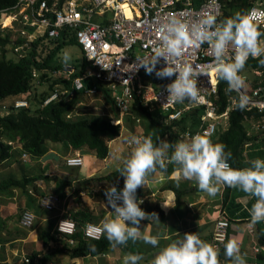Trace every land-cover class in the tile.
<instances>
[{
  "label": "built area",
  "instance_id": "1",
  "mask_svg": "<svg viewBox=\"0 0 264 264\" xmlns=\"http://www.w3.org/2000/svg\"><path fill=\"white\" fill-rule=\"evenodd\" d=\"M223 11L224 0H19L11 9L0 11V34L4 37L7 33H12L13 37L21 38L12 46H15V55L21 59L28 55V49L33 42L56 41L60 38L62 31L69 27L75 30L74 37L82 49V58L84 57L88 66L82 76H77L72 81L73 90L83 92L85 97L91 98L99 94L98 86L88 88L85 81L89 79L105 85L113 93L112 97L116 101L120 115V119L112 120V124H120L123 129V117L130 114L132 105L138 98L149 111L159 109L163 114L162 119H166L167 123H163L165 125L180 120L183 115L195 108H202L204 112L200 116L198 126L182 132L178 141L188 139L197 133L211 138L222 128L228 127L229 113L235 107L230 99L233 96H230L231 104L227 110L220 115L217 113L218 107L215 100L219 95L220 79L216 74L198 78L197 87L200 94L198 102L187 104L184 101L163 107L167 103V85L175 77L161 79L155 75V72L149 75L145 68L137 67V58L151 57L152 49L160 43L156 29L161 23L176 18L188 23L191 27L207 15H214L217 23H220ZM246 15L251 17L250 23L255 31L260 33L258 42L264 47V7L256 2ZM9 18L10 23L7 21ZM227 56L229 59H234L235 51L231 45H229ZM262 56L255 58L249 56L246 62ZM213 60L208 43L198 48L192 46L186 49L182 57V62L191 63L194 67L196 65L210 66ZM164 66H166L165 62L161 60L157 70ZM47 72L46 69L34 71L33 76L41 77ZM77 73L78 70L71 66L56 70L52 75L71 80ZM240 75L245 78V85L248 84L240 90L249 98L245 109L261 116L255 124L260 131L264 132V68L253 69L251 74L241 72ZM125 80L127 81L124 82ZM234 92L238 97L240 93ZM63 93L66 94V92ZM60 94L59 91L54 92L44 105L59 100ZM29 107L30 103L25 99L14 103L16 110ZM77 116L81 114L76 112L68 115V118ZM127 145L134 147L130 143ZM24 156L27 157L26 154ZM66 163L69 167H81L84 159L77 154L68 158ZM58 203L59 199L56 195H47L40 200L41 207L47 211L55 210ZM137 203L141 204L138 200ZM34 222L33 213L29 211L22 213L21 227L31 228ZM62 223L64 225L61 231ZM262 223L264 224V221ZM88 225L100 226L88 223L83 229L85 238L101 239L103 233L89 232ZM230 228L231 224L226 219L219 218L216 221L212 237V246L216 251H219L229 239ZM249 229V232L254 234L253 226ZM57 231L61 235H74L77 225L72 219H61L58 222ZM70 243L76 242L71 239ZM239 245L241 250V243ZM254 250L257 253L260 252L259 247Z\"/></svg>",
  "mask_w": 264,
  "mask_h": 264
},
{
  "label": "clouds",
  "instance_id": "2",
  "mask_svg": "<svg viewBox=\"0 0 264 264\" xmlns=\"http://www.w3.org/2000/svg\"><path fill=\"white\" fill-rule=\"evenodd\" d=\"M250 20V16L236 13L234 17L220 23H217L214 15H207L191 27L176 18L161 23L156 29L159 45L152 49L150 58H137V67L145 68L149 75L155 72L161 79L175 77L167 85V103L163 107L186 100L198 102V78L214 73L227 82L226 94L232 91L240 93L238 98L230 99L238 109H245L249 98L240 92L245 87V78L240 73L249 56L255 58L264 55V47L258 42L260 33L255 31ZM204 43H208L214 57L212 65L194 67L191 63L182 62L186 49L192 46L198 48ZM229 45L235 51L234 59L227 56ZM61 59L65 65L69 63L71 56L67 50L62 51ZM161 60L166 66L157 70ZM260 63L264 65V60ZM128 143L134 147L130 146L131 154L123 161L124 166L120 170L125 178L124 187L122 190L109 187L105 192L107 206H110L113 215L105 217L100 226H87L89 232L106 234L112 248L126 245L129 240L135 242L141 239L153 247L158 246V238L142 234L139 227L141 221L153 218L158 221V217L155 213L149 215L141 209L136 192L158 168L166 170L167 163L177 165L175 175L194 181L199 190L211 197H215L222 186L254 196L256 202L249 209L248 227L264 221V160L255 159L251 161L250 167L234 169L228 162L232 157L231 152L226 153L223 144H213L206 135L199 133L175 144L161 140L156 145L151 136L131 137ZM169 149L173 151L166 163ZM164 206L168 207L166 204ZM64 223L60 226L61 231ZM224 247L231 264H246L237 238L229 239ZM143 259L142 255L129 253L124 257L123 264H139ZM150 264H219V261L217 251L211 244L201 240L197 233H186L182 239L161 248Z\"/></svg>",
  "mask_w": 264,
  "mask_h": 264
},
{
  "label": "trees",
  "instance_id": "3",
  "mask_svg": "<svg viewBox=\"0 0 264 264\" xmlns=\"http://www.w3.org/2000/svg\"><path fill=\"white\" fill-rule=\"evenodd\" d=\"M18 1L19 0H0V11L11 9ZM256 1L257 0H224L222 21L226 18L235 16L234 13L227 12V8L233 9L234 12L238 9V13L246 15ZM74 31L75 30L68 27L62 31L60 38L56 41L50 40V43H41L40 40H37L33 42L28 49V55L21 59L14 53L15 46L12 47V57H7V46H13L14 42L20 41L21 38L15 34L16 37H13L12 33H7L4 37L0 34V104H2L0 105V165L7 162L12 156L14 147L10 145V143L14 142H19L21 144V154H26L32 159L42 158L51 148H56L58 152L62 148V151L67 154L70 150L80 153H84V150H87L96 158L105 160L109 157L111 152L110 143L121 136L123 132L122 125L112 124V118H119L116 101L111 95L112 92L102 83L89 79L85 81L88 88L96 85L98 86L99 94L103 93L107 104L114 112V117L97 115L90 117L79 116L77 119H75L76 117L68 118V115L77 112L78 103L81 102L84 96L83 92L74 91L72 87V81L77 76H82L88 68L84 61V57L78 60L74 65L78 73L73 75L71 80L65 78H61L62 80L60 81L56 80L50 84L47 91L40 94L38 99L39 103L35 111L31 107L19 110L14 108L15 101L33 90L36 81L41 80L42 82H46L53 73L51 71L62 69L57 64H54L55 58L57 57L56 55L60 49L67 48L68 46H76L80 49L82 56V49L74 37ZM51 44L55 46L54 50L48 53L45 58H41V54L39 53L40 46L45 48L46 45ZM261 60H264V55L259 59H250L246 62L244 69H249L250 71L251 69L260 68L262 66L260 63ZM43 68L48 69L49 73H44L41 77L33 76L34 71H42ZM251 73L252 72H249L248 74ZM54 85H62L65 89L64 92H66V96H62L63 92L55 89ZM227 87V82L220 79L219 95L217 100H215V104L218 107L217 113L219 115L224 113L230 106L229 97H237L234 91L230 94H226L225 89ZM56 91H59L62 97L58 101L51 102L45 106L44 102ZM9 97H13L16 100L11 103H6L7 105L3 104ZM186 103L192 104L187 100ZM2 111H6V115H2ZM203 112L204 110L202 108H195L191 112L183 115L180 120L165 125L161 123L155 111L154 113L149 111L142 104L140 99L136 98L130 114L123 117V123L125 130H131L136 137L151 136L153 143L156 145H158L161 140H168V142L175 144L182 132L188 129L192 130L198 126L200 116ZM260 119L261 116L257 113L247 111L246 109L240 110L235 106L229 113L227 129L225 131H219L215 136L209 138L213 144H223L226 153L231 152L232 157L228 162L232 168L244 169L246 167L244 152L246 147L255 140L249 136L248 128H250L252 122H257ZM141 120H143L145 127L147 125L149 126L145 128L146 135L142 134L143 132L136 126V122H141ZM123 166L122 163L118 170L108 174L105 179H107L110 184H114L115 178L120 174V170ZM174 168L172 164V166L167 165L166 170H161L159 168L157 170L170 174ZM94 178L84 181L83 185L87 186L92 182H100L103 179ZM39 179L40 177L23 176L22 180L13 177L7 180H0V201L8 197L14 190L26 191L28 185L33 184ZM115 187L118 188V190H122L124 184L120 187ZM171 188L175 190L179 198L181 191L175 187ZM226 188L224 196L227 198L231 187L226 186ZM226 198H224V201H226ZM103 199L108 202L106 196H104ZM140 207L143 211L148 212L156 210L151 207L144 208L142 205H140ZM73 219L77 225V232L74 235L60 237L61 234L57 231V228H54L53 224L38 231L39 239L43 241L45 249L50 251V255H46L44 257L45 259H48L49 256L56 253L63 252L68 253L72 259L85 258L88 256L95 257L108 252L112 248L106 234H103L99 240L85 238L83 233L85 225L87 223H94L88 208L75 213ZM258 225L257 240L259 245L264 248V224L258 223ZM5 228L6 221L2 219L0 214V243L6 242V239L2 236ZM71 239L76 242L74 246L70 245ZM135 242L129 240L126 245H119L117 247H122L126 251H131ZM51 244H54V246H51ZM225 244L220 248L221 256L225 253ZM136 254L140 255L141 253L137 252ZM37 256L38 253H35L32 259L37 258ZM259 256L263 258L264 254L261 253Z\"/></svg>",
  "mask_w": 264,
  "mask_h": 264
},
{
  "label": "crops",
  "instance_id": "4",
  "mask_svg": "<svg viewBox=\"0 0 264 264\" xmlns=\"http://www.w3.org/2000/svg\"><path fill=\"white\" fill-rule=\"evenodd\" d=\"M260 68H264V65ZM242 72H245V69L242 70ZM249 72H253V70L251 69ZM53 77L58 78V76ZM103 98L104 97H102L100 101L107 107V102L105 98ZM20 99H25V96L23 95ZM82 99L89 98L83 96ZM79 110L81 112L83 109ZM93 115L94 114L90 113H81V117H90ZM108 116H114L112 111H110ZM112 119L118 120L120 119V115L119 118ZM226 128L227 127L222 128L221 131L226 130ZM122 130H125L124 123ZM248 134L255 140L246 147L244 152L245 168L250 167L251 161L255 159L264 160V132L257 128L255 122H252L250 128H248ZM19 151L18 153L21 154V147H19ZM120 151L121 150L117 148L114 149V152L120 153ZM172 151L173 149H169L166 163ZM13 153L15 155L11 160L16 161V155L18 154L16 148ZM58 153L56 148H51L42 158L33 160H29L32 159L29 158L28 161H23L26 163L23 170H29V172L26 171L24 174L27 175V177H40V179L28 185L26 191L14 190L8 197L2 200L0 214L2 219L6 221V228L2 236L6 239V242L0 243V264H86L85 261L87 259L96 260L97 263L95 264H123L126 255L129 253L136 254L137 252H140V255L144 257L139 264H150V261L161 248L173 241L182 239L183 235L186 233H197L201 240L212 245L215 223L219 218L226 219L230 222L229 239L234 237L237 238L238 243H241V251L244 250L247 242L250 244V247L245 249L244 251L246 252L242 254L244 255L246 264H250L249 262L258 258L261 253L264 254V248L259 245L257 240L258 223L253 226L254 234L249 232L250 227H248L250 223L249 209L256 202L254 196L239 189L230 188L228 197L226 198L224 194L227 188L226 186H222L221 191L215 197H211L207 193L199 190L198 185L194 181H189L183 179L181 176L175 175L174 173L177 165L173 164L175 168L170 174L157 170L156 173L150 174L147 177V183L138 188L136 192V199L141 202L140 205L144 206V208L151 207L152 209H156L151 212H145L147 214L150 213L149 215L155 213L158 217V221L154 218L143 220L139 227L142 234H148L158 238L159 243L157 247L146 244L141 239L134 243V247L131 251H126L122 247H116L95 257L88 256L85 258L72 259L68 253L63 252L56 253L49 256L48 259H45L44 257L46 255H50V251L45 249L43 241L39 239L37 229L48 227L52 224L56 229L61 219L69 218L74 221L73 215L78 211L85 210V208L89 209L91 218L94 220L93 224L101 225L105 217H111L113 215L111 212L112 209L110 206H107L108 202L103 199L106 195L103 194V191L101 192L103 188L108 189L106 182L109 181L105 179V177L118 170L123 163V161H119V159L111 161L118 163L117 166L111 170V165L106 163L108 158L101 160L104 163L103 168H101L103 173L98 174L96 171L100 169H82L85 163L82 167L67 166L66 160L68 158L74 157L77 154L83 156L84 153L70 150L61 162H57L47 156L48 154ZM92 156L95 157L93 154ZM5 163H3L2 166ZM167 165L172 166V163H167ZM0 169L2 168L0 167ZM3 173V171L0 173V180L3 179L1 177ZM52 174L54 175L52 176ZM92 178L103 179L100 182H92L87 186L83 185L84 181H88ZM124 179L125 178L119 174L115 179V183L110 184L111 187H120L124 184ZM171 187H175L181 191L179 198L175 190ZM48 191H52L53 195H56L59 199V203L53 211H47L40 205V200L49 195L47 194ZM224 198H226V201H224ZM164 204L168 207H165ZM19 209L21 210L19 211ZM25 211L34 214L37 227L36 230L26 235L13 230L14 224H20L22 212ZM260 224L262 223L260 222ZM11 228H13V231L10 230ZM60 237H65V235H61ZM75 244L76 243H70L71 246ZM51 246H54V244H51ZM257 247L260 248L259 253L254 250ZM35 253H38V256L32 259ZM217 254L219 264H231V262H227L228 258L225 253L222 256L220 255V249L217 251ZM262 259H264V257ZM252 264L257 263L254 262Z\"/></svg>",
  "mask_w": 264,
  "mask_h": 264
},
{
  "label": "rangeland",
  "instance_id": "5",
  "mask_svg": "<svg viewBox=\"0 0 264 264\" xmlns=\"http://www.w3.org/2000/svg\"><path fill=\"white\" fill-rule=\"evenodd\" d=\"M257 3L258 4H262V6L264 7V0H257ZM227 12H231V13H238V9L234 10L233 9H229L227 8L226 10ZM10 23V22H9ZM41 48H39V53L41 54V58H45L47 56L48 53H50L52 50H54V45H46V47L44 48L43 46H40ZM44 48V49H43ZM63 50H67L71 56V60L69 61V63L67 65H65L63 62H62V59H61V54H62V51ZM13 55V51H12V45H8L7 46V57L10 58L12 57ZM57 57L55 58V63L54 64H57L58 66H60L62 69L66 68V67H71V66H74L78 60H80L82 58L81 56V51L78 47L76 46H68L67 48H62L60 49V51L58 52V54L56 55ZM48 70V69H46ZM49 72V70H48ZM53 72V71H51ZM245 73H249V69H245ZM56 80H62L61 78H55L52 76L49 77V80H47L46 82H42L41 80H38L35 82V85L33 86V90H31L28 94H25V100L29 101L30 103V107L35 111V108L36 106L38 105L39 101V96L40 94H42L44 91H47L50 84L53 83L54 81ZM248 84L245 85V87L247 86ZM54 88L59 90V91H62L64 92L65 89L63 88L62 85H54ZM69 93V92H67ZM111 95H113V93H111ZM62 96H66L65 93L62 94ZM61 96V97H62ZM60 97V98H61ZM104 97L103 93H100L98 95H95L89 99H82L80 103H78V106H77V112H79V114L81 113H85V114H94L93 116H97V115H101V116H108V114H110V111L113 112L112 108H110V106L107 104V107L106 105L102 104L103 102L100 101V99ZM104 99V98H103ZM15 100V98L13 97H9L7 98V100L5 101V103H11ZM58 101V100H57ZM82 104V105H81ZM9 107V106H8ZM30 108V109H31ZM79 109H83L81 112L79 111ZM4 110V109H3ZM8 111V110H7ZM154 113V111H153ZM156 115L159 117L161 123H167L166 122V119H162L163 117V114L161 113V111L159 109H157L155 111ZM2 115H6V111H2L1 112ZM114 117V116H113ZM79 118V116H77L75 119ZM136 126L141 130V132H143L142 134H145V128L149 127L148 125L145 127L144 123H143V120H141V122H136ZM128 130V131H127ZM127 130H124L121 134V136L114 140L113 142L110 143V149H111V152H110V155L108 157V161L106 163H109L111 165V170H113L116 166H117V162H111V161H115L116 159H119V161H124L125 158H128L131 154V150L132 148L131 147H126V143L127 141L129 140V137H135V135L133 134L134 132H132L131 130L127 129ZM127 131V132H126ZM129 136V137H128ZM146 137V136H145ZM168 141V140H167ZM9 144V143H8ZM10 145H12L14 147V149L16 148L17 149V153L20 152L19 151V147H21V144L19 142H14V143H10ZM62 147V146H60ZM117 148L118 150H121L120 153H117V152H114V149ZM15 154L13 153L12 156L10 157L9 160H11V158L14 156ZM25 154H17L16 155V161L15 160H11L7 163H5L3 166L0 165V167L2 169H0V173L3 171V176H1L3 179L7 180L8 178L10 177H13V178H16V179H19V180H22L23 179V174L24 172L26 173L27 170H23V168H25V164L24 162L28 161L29 157L27 155V157L24 156ZM67 153H64L62 151V148L59 150V153L58 154H48V158H51V159H54L55 161L57 162H61L62 160H64V156H66ZM83 158H84V166L82 167V169H100L98 171H96L98 174L100 173H103L102 169L103 166H104V163L103 161H101L100 159H96L95 157L92 156V153H90L89 151H85L84 150V155H83ZM94 159V160H93ZM29 160H33V159H29ZM24 161V162H23ZM94 162V164H93ZM111 162V163H110ZM29 172V170L27 171ZM54 174H52L53 176ZM24 176H27L24 174ZM1 178V179H2ZM117 178V177H116ZM115 178V179H116ZM2 179V180H3ZM106 185L109 187H111L110 183L109 182H106ZM103 191V194H105L106 192V189L103 188V190H101V192ZM47 194L49 195H53L52 191L51 192H47ZM2 204V201H0V205ZM21 209H19L20 211ZM18 211V212H19ZM23 213V212H22ZM14 228V229H13ZM11 228L10 230H14V231H19L20 233H24L25 235L26 234H29L30 232L36 230V224L34 222L33 226L31 228H21V225L18 223V224H14V227ZM42 229V228H41ZM12 230V231H13ZM40 230L37 229V232ZM250 247V244L247 242L245 247H244V250L245 249H248ZM242 250L241 251V254H244V251ZM69 259V258H68ZM228 263H230L231 261L229 259H227ZM256 262L257 264H264V259L260 258V256H258V258H256L255 260H252V262L250 261L249 263L252 264ZM86 264L88 263H97L96 260L94 261L93 259H87L85 261ZM47 264H50V263H47Z\"/></svg>",
  "mask_w": 264,
  "mask_h": 264
},
{
  "label": "bare ground",
  "instance_id": "6",
  "mask_svg": "<svg viewBox=\"0 0 264 264\" xmlns=\"http://www.w3.org/2000/svg\"><path fill=\"white\" fill-rule=\"evenodd\" d=\"M10 18L7 20L9 22Z\"/></svg>",
  "mask_w": 264,
  "mask_h": 264
}]
</instances>
